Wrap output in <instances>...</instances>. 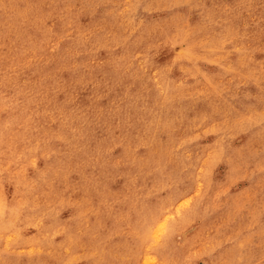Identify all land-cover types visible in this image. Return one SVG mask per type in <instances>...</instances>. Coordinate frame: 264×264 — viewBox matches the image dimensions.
<instances>
[{
  "label": "rangeland",
  "instance_id": "obj_1",
  "mask_svg": "<svg viewBox=\"0 0 264 264\" xmlns=\"http://www.w3.org/2000/svg\"><path fill=\"white\" fill-rule=\"evenodd\" d=\"M0 264H264V0H0Z\"/></svg>",
  "mask_w": 264,
  "mask_h": 264
}]
</instances>
